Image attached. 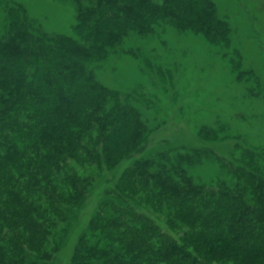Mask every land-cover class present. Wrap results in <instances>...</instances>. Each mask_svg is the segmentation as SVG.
<instances>
[{
	"label": "trees",
	"instance_id": "trees-1",
	"mask_svg": "<svg viewBox=\"0 0 264 264\" xmlns=\"http://www.w3.org/2000/svg\"><path fill=\"white\" fill-rule=\"evenodd\" d=\"M70 1L76 23L63 35L0 0V264H56L70 239L68 264H264V148L226 158L153 145L140 110L152 95L96 77L129 54L161 81L156 59L126 46L168 27L204 35L237 67L213 0ZM226 129L200 138L223 141ZM204 160L218 165L214 180L191 174Z\"/></svg>",
	"mask_w": 264,
	"mask_h": 264
},
{
	"label": "rangeland",
	"instance_id": "rangeland-1",
	"mask_svg": "<svg viewBox=\"0 0 264 264\" xmlns=\"http://www.w3.org/2000/svg\"><path fill=\"white\" fill-rule=\"evenodd\" d=\"M15 1L47 32L73 34L76 12L70 0ZM213 2L231 30V51H237L241 62L237 67L204 35L168 27L126 46L141 47L153 56L164 71L161 81L144 72L129 54H113L97 69L96 77L110 89L128 93L139 87L152 95L155 106L140 110L155 130L153 145L206 146L227 158L235 147L264 148V94L257 95V86H264V0ZM239 74H244L243 79L237 78ZM220 125L229 135L223 141L200 138L201 130ZM218 172V165L210 160L191 170L205 182L214 180ZM74 245L70 239L61 248L56 264L69 263Z\"/></svg>",
	"mask_w": 264,
	"mask_h": 264
}]
</instances>
